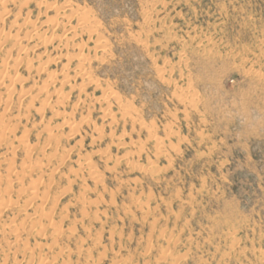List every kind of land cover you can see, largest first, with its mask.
I'll return each mask as SVG.
<instances>
[{
    "label": "rangeland",
    "instance_id": "374dc122",
    "mask_svg": "<svg viewBox=\"0 0 264 264\" xmlns=\"http://www.w3.org/2000/svg\"><path fill=\"white\" fill-rule=\"evenodd\" d=\"M0 264H264V0H0Z\"/></svg>",
    "mask_w": 264,
    "mask_h": 264
},
{
    "label": "bare ground",
    "instance_id": "6f19581e",
    "mask_svg": "<svg viewBox=\"0 0 264 264\" xmlns=\"http://www.w3.org/2000/svg\"><path fill=\"white\" fill-rule=\"evenodd\" d=\"M64 10H65V9H64ZM63 12H64V11H63ZM30 35H31L33 38L37 39L38 42L42 43L43 45H46L45 42L47 43V41L44 40L45 37L43 38V36H42L40 33H38V32H32V34H30ZM31 36H30V37H31ZM18 42H19V41H18ZM15 43H16V42H15ZM15 43H14V44H15ZM47 44H48V43H47ZM26 52H28V51H26ZM24 54H25V53H24ZM25 56H26V55H25ZM39 59H40V58H39ZM77 68H78V67H77ZM77 68H76V69H77ZM81 68H82V67H80V69H81ZM80 69H79V70H80ZM84 70H85V69H84ZM71 71H72V70H71ZM83 74L85 75V71H84ZM86 77H87V76H86ZM88 77H89V76H88ZM49 78H50V77H49ZM83 78H85V76H84ZM89 79H90V77L88 78V81H90ZM46 80H48V77H47ZM49 80H50V79H49ZM82 80H83V79H82ZM56 82H57V81H56ZM65 82H66V81H65ZM91 82H92V81H91ZM91 82H90V84H92ZM93 84H94V83H93ZM85 85H86V84H85ZM49 86H50V85H49ZM110 92H111V91H110ZM109 95H110V93H109ZM112 95H113V93H112ZM108 97H109V96H108ZM111 97H112V96H111ZM58 98H59V97H58ZM43 99H44V98H43ZM105 99L107 100V98H105ZM193 101H194V100H193ZM193 103H194V102H193ZM70 129H71V127H70ZM70 129H69V131H71ZM71 132H73V131H71ZM54 135H55V134H54ZM2 137H3V136H2ZM48 137H49V136H48ZM48 137H47V138H48ZM49 139H51V138H49ZM19 141H21V140H19ZM20 143H22V142H20ZM23 143H24V142H23ZM156 145H157V143H156ZM23 146H25V144H24ZM159 146H160V145H159ZM160 148H161V147H160ZM83 163H84V162H83ZM88 164H89V163H88ZM90 164H91V163H90ZM37 167H38V166H37ZM86 167H87V166H86ZM89 172H90V170H89ZM93 172H95V171H93ZM91 173H92V171H91ZM94 175H95V174H94ZM94 175L92 174L91 176H94ZM21 176H22V175H21ZM21 178H22V177H21ZM15 180H17V179H15ZM19 180H20V179H19ZM21 181H22V180H21ZM30 184H31V183H30ZM31 188H32V187H31ZM34 188H35V187H34Z\"/></svg>",
    "mask_w": 264,
    "mask_h": 264
}]
</instances>
